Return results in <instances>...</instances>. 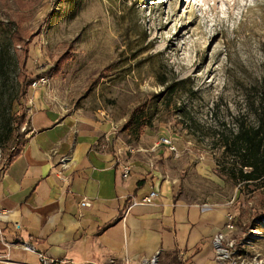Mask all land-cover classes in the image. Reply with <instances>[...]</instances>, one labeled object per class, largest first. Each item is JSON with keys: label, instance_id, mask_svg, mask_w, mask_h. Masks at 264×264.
<instances>
[{"label": "rangeland", "instance_id": "obj_1", "mask_svg": "<svg viewBox=\"0 0 264 264\" xmlns=\"http://www.w3.org/2000/svg\"><path fill=\"white\" fill-rule=\"evenodd\" d=\"M45 71V85L25 89L21 77ZM178 80L185 83L174 96H156ZM263 81L264 0H0V173L16 142L29 135L36 108L89 127L113 123L125 145H154L167 136L176 149L155 150L161 178L177 198L214 208L208 233L223 228L231 213L236 229L227 233L251 263L264 264V194L234 183L220 146L236 118L252 122L245 100ZM143 102L151 125L138 137L123 132ZM151 190L148 183L144 191ZM167 237L169 247L190 242L203 260L214 256L210 241H188L183 225Z\"/></svg>", "mask_w": 264, "mask_h": 264}, {"label": "crops", "instance_id": "obj_2", "mask_svg": "<svg viewBox=\"0 0 264 264\" xmlns=\"http://www.w3.org/2000/svg\"><path fill=\"white\" fill-rule=\"evenodd\" d=\"M29 130L20 155L0 173V255L12 264H140L156 254L164 262L173 257L169 264L191 258L213 263L214 256L203 260L193 243L165 244L167 233L176 234L183 225L188 241L208 239L213 249L212 238L224 227L208 233V212L214 208L176 197L173 184L156 170L157 151L130 155L115 137L113 123L89 127L53 110L31 111ZM135 146L149 150L153 145ZM127 160L132 170L122 178ZM140 179L145 181L136 189ZM148 183L158 196L151 204L133 205L149 193L144 191ZM83 199L89 205H81ZM196 224L205 226L196 229Z\"/></svg>", "mask_w": 264, "mask_h": 264}, {"label": "trees", "instance_id": "obj_3", "mask_svg": "<svg viewBox=\"0 0 264 264\" xmlns=\"http://www.w3.org/2000/svg\"><path fill=\"white\" fill-rule=\"evenodd\" d=\"M14 33L13 31L9 35L11 43L17 41ZM46 73L47 71L39 73L28 80L21 77V82L26 89L30 87V83L34 79L45 76ZM161 83L165 85L166 81L163 80ZM183 83H185L183 80L173 81L167 84L163 91L156 96L172 97L180 91ZM245 104L246 109L249 110L252 116V122L246 123L236 118L235 122H233L234 128L222 138L220 146L223 149L222 153L231 158V168L228 167L227 175L234 183L236 185L241 183L244 186L252 184L255 187L254 189H260L264 194V188L262 189L264 186V81L261 84L255 85L253 90L248 93ZM150 125V104L143 102L133 108L121 130L138 137ZM26 142L27 138L16 142V146L14 145L13 150L8 153L6 165L20 155ZM144 181V179L137 180L136 189L142 186ZM110 224L111 222L105 224L103 228L108 227Z\"/></svg>", "mask_w": 264, "mask_h": 264}, {"label": "built area", "instance_id": "obj_4", "mask_svg": "<svg viewBox=\"0 0 264 264\" xmlns=\"http://www.w3.org/2000/svg\"><path fill=\"white\" fill-rule=\"evenodd\" d=\"M47 78L45 76H41L39 78L34 79L30 83V88H38L43 86L47 83ZM165 146L168 150L174 151L175 145L173 144L172 140L167 136H160L158 141L149 149L145 150L143 148H139L132 145L126 146V153L130 155H134L138 152H154L158 146ZM66 157L62 158L61 160L65 161ZM132 170V164L127 160L121 166V176L122 178H127ZM158 196V192L155 190L150 191L148 194L144 195L140 202H133L135 204H151L154 198ZM81 205H89L86 200L81 201ZM4 210H1L0 214H3ZM235 222L234 216L231 213L226 214V223L224 226V231H219L214 234L212 238V247L214 249V261L216 264H253L250 262L247 253L242 249V246L237 242V238H233L229 236L232 234L231 232L235 231ZM229 232V234L227 233ZM1 234V230H0ZM40 258H43L42 254H39ZM114 260H109V263H113ZM54 262L51 261H43L42 264H53ZM0 264H12V262L5 256L0 255ZM140 264H166L164 262L162 256L160 254H156L150 259H142Z\"/></svg>", "mask_w": 264, "mask_h": 264}]
</instances>
